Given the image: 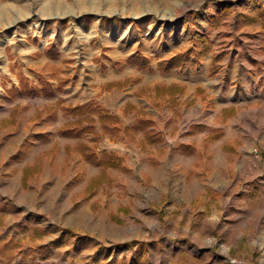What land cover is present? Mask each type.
<instances>
[{"label":"rangeland","instance_id":"374dc122","mask_svg":"<svg viewBox=\"0 0 264 264\" xmlns=\"http://www.w3.org/2000/svg\"><path fill=\"white\" fill-rule=\"evenodd\" d=\"M62 1L72 5L46 9L47 0H0V86L28 71L52 76L80 68L89 74L92 64L125 58L133 50L147 52V62L153 55L186 52L190 60L174 65L184 66L209 49H223L240 52L239 59H244L242 51L252 52L247 57L254 68H248L256 76L257 100L235 113L245 124L239 138H231L230 144L214 140L201 153L211 164L203 170V175L211 174L205 178L210 185L204 192L189 187L188 193L177 190L172 180L158 184L141 163H135L133 172L90 168L78 151L73 156L76 142L56 139L47 149L34 146L30 132L43 126L32 107L21 103L9 115L0 111V147L22 132L13 147L30 152L22 186L35 188L28 179L40 183L49 169L62 177L55 202L44 197L41 184L36 186L34 208L49 209L52 219L81 231L84 264L105 260L94 261L97 249L131 262L136 241H145L146 248L133 264H264V24L251 20L256 11L264 18V0H98L97 8L86 6L85 0ZM47 47L57 50L55 57L44 52ZM220 57L221 52L212 53L210 71L219 69ZM129 77L93 84L96 94L116 107ZM114 86L116 92L109 95ZM152 89L157 95L170 93L172 99L184 88L156 83ZM4 185L0 182V188ZM65 186L69 192L61 196ZM128 243L132 245L126 247Z\"/></svg>","mask_w":264,"mask_h":264},{"label":"crops","instance_id":"0c3cea01","mask_svg":"<svg viewBox=\"0 0 264 264\" xmlns=\"http://www.w3.org/2000/svg\"><path fill=\"white\" fill-rule=\"evenodd\" d=\"M257 15L256 11L251 20L264 24V18ZM55 51L54 47L44 49L52 57L56 56ZM208 51L193 64L170 68H163L168 62L165 58L175 51L153 55L145 64L143 56L148 53L133 50L125 58L117 56L92 64L89 74L80 68L52 76L24 72L0 86V111L9 115L21 103L32 107L31 114L43 126L30 132L34 146L47 149L56 139L72 145L76 142L73 156L79 152L80 159L90 168L133 172L135 163H141L145 170L155 174L158 184L160 179L172 180L182 193L189 187L204 192L210 185L205 178L211 174L205 171L203 175V170L211 164L206 156L200 157L201 153L207 152L214 140L230 144L231 138H239L245 124L235 113L238 107L257 100L256 76L248 68H254V61L247 57L252 52L242 51L244 59H239L240 52L233 50ZM213 52H221L220 67L214 72L209 68ZM52 57L48 59L58 64ZM255 57L261 56L256 52ZM129 75L130 80L124 85L125 97L116 107L96 94V85L122 81ZM156 83L184 89L171 99L170 93L156 94L152 89ZM115 92L116 88L109 95ZM21 136L22 132L3 140L0 147V182L5 184L0 188V264H84L81 231L52 219L49 209L33 206L38 184L44 188V197L54 198L52 202L57 200L55 193L61 185V175L49 169L42 174L40 183L28 179L27 184L35 188L22 186V167L30 152L22 147L14 149ZM101 137L108 141L99 142ZM115 137L121 142H114ZM7 186L16 191H8ZM161 189L165 192V187ZM68 192L65 186L60 195ZM47 204L52 207L51 202ZM134 247L131 257L139 261L145 255V241H136ZM105 252L97 249L94 261L105 257L97 263L121 264L124 260L113 257L114 252L105 256ZM133 259L123 263L133 264Z\"/></svg>","mask_w":264,"mask_h":264},{"label":"trees","instance_id":"16d2710c","mask_svg":"<svg viewBox=\"0 0 264 264\" xmlns=\"http://www.w3.org/2000/svg\"><path fill=\"white\" fill-rule=\"evenodd\" d=\"M262 12H264V7H262ZM143 58H144L143 63H146L147 60L149 59V56L144 55ZM167 59H168V62H166L163 65V68H170L174 65L185 64L186 62L190 60L186 52L176 53Z\"/></svg>","mask_w":264,"mask_h":264},{"label":"bare ground","instance_id":"6f19581e","mask_svg":"<svg viewBox=\"0 0 264 264\" xmlns=\"http://www.w3.org/2000/svg\"><path fill=\"white\" fill-rule=\"evenodd\" d=\"M49 1V2H48ZM116 1H121V0H108V2H109V4H112L113 2L115 3ZM47 4H46V6H47V8L46 9H49V8H52V7H56V8H58V7H60V8H67V7H69L70 5H72V3H68V4H66V3H64L62 0H47ZM134 2V1H133ZM98 3V0H85V5L86 6H90V7H92V8H97V6L96 5H98L97 4ZM123 3V2H122ZM44 5H45V2H44Z\"/></svg>","mask_w":264,"mask_h":264}]
</instances>
